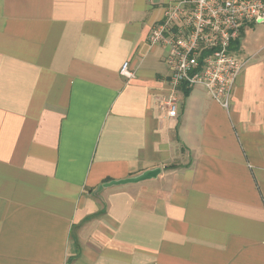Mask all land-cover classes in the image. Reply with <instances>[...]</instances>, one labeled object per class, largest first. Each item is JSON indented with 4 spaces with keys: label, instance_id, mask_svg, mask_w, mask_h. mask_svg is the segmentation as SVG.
I'll list each match as a JSON object with an SVG mask.
<instances>
[{
    "label": "crops",
    "instance_id": "1",
    "mask_svg": "<svg viewBox=\"0 0 264 264\" xmlns=\"http://www.w3.org/2000/svg\"><path fill=\"white\" fill-rule=\"evenodd\" d=\"M160 2L0 0V264H264V23L169 117Z\"/></svg>",
    "mask_w": 264,
    "mask_h": 264
},
{
    "label": "built area",
    "instance_id": "2",
    "mask_svg": "<svg viewBox=\"0 0 264 264\" xmlns=\"http://www.w3.org/2000/svg\"><path fill=\"white\" fill-rule=\"evenodd\" d=\"M159 7L161 16L149 31L148 44L161 48L168 71L167 115L176 116L175 93L181 86H200L228 109L234 83L245 65L231 45L245 26L264 23V0H161ZM120 75L133 77L128 62Z\"/></svg>",
    "mask_w": 264,
    "mask_h": 264
},
{
    "label": "water",
    "instance_id": "3",
    "mask_svg": "<svg viewBox=\"0 0 264 264\" xmlns=\"http://www.w3.org/2000/svg\"><path fill=\"white\" fill-rule=\"evenodd\" d=\"M159 173H160L159 168H156L153 170H148V171H145L142 174H140L139 176L134 177V178H128V179L111 181V182L105 183V184L99 186L97 191H100L102 188L109 187L112 185H121V184H126V183H137V182L144 181L147 179L155 178Z\"/></svg>",
    "mask_w": 264,
    "mask_h": 264
}]
</instances>
